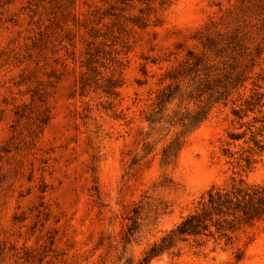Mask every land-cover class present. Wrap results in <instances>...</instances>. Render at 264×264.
Listing matches in <instances>:
<instances>
[{"label": "rangeland", "instance_id": "obj_1", "mask_svg": "<svg viewBox=\"0 0 264 264\" xmlns=\"http://www.w3.org/2000/svg\"><path fill=\"white\" fill-rule=\"evenodd\" d=\"M240 182L264 185V0H0V264L138 263ZM150 264H264V219Z\"/></svg>", "mask_w": 264, "mask_h": 264}, {"label": "trees", "instance_id": "obj_2", "mask_svg": "<svg viewBox=\"0 0 264 264\" xmlns=\"http://www.w3.org/2000/svg\"><path fill=\"white\" fill-rule=\"evenodd\" d=\"M188 54L186 62L189 67L186 71H199L200 65H204L203 69H206L208 64L204 57L194 50H190ZM198 90L200 95L205 91L202 86L198 87ZM173 98V91H163L159 96V102L163 104ZM203 108L201 107L193 115L187 113L182 120L190 119L191 124L197 126L207 117L208 110ZM262 219H264V185L250 186L240 182L225 187H212L207 192V196L200 201L198 209L185 216L155 242L138 263L128 261L127 264H150L154 257L190 238H195L199 243L203 236H218L232 240L234 233Z\"/></svg>", "mask_w": 264, "mask_h": 264}]
</instances>
